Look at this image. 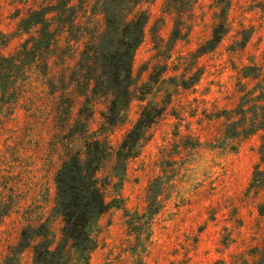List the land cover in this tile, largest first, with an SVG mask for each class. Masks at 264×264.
Returning a JSON list of instances; mask_svg holds the SVG:
<instances>
[{"label": "rangeland", "instance_id": "374dc122", "mask_svg": "<svg viewBox=\"0 0 264 264\" xmlns=\"http://www.w3.org/2000/svg\"><path fill=\"white\" fill-rule=\"evenodd\" d=\"M41 3L0 0V56L21 50L28 34L19 21ZM141 8L149 22L118 122L108 123L110 96L86 93L87 100L74 75L84 42L103 28L91 1L78 16L85 37L75 43L76 30L61 34L49 58L54 86L65 73L66 98L51 93L32 65L20 74L18 99L0 101V264H37L31 246L12 250L28 225L45 223L50 247L58 243L55 173L89 133L111 149L98 171L110 207L91 225L87 261L67 246L61 264H240L259 257L264 176L251 183L255 170H264V130L241 127L264 121V0H150ZM214 35L218 42L202 50ZM245 92L252 96L246 116L227 118ZM144 107L162 114L116 174L114 149Z\"/></svg>", "mask_w": 264, "mask_h": 264}, {"label": "trees", "instance_id": "16d2710c", "mask_svg": "<svg viewBox=\"0 0 264 264\" xmlns=\"http://www.w3.org/2000/svg\"><path fill=\"white\" fill-rule=\"evenodd\" d=\"M89 1L99 8L103 28L93 31L84 42L74 75L87 100L86 93L93 96H110L109 125L120 120L132 95L130 88L134 80L132 73L134 54L143 40L145 27L149 22V13L142 9L141 5L150 0H42L39 7L31 9L19 21L18 29L28 34V39L22 43L21 50L8 57L0 56L2 103L18 99L21 95L20 74L32 65L37 67L42 78L50 86L51 93L60 90L59 99L66 96L65 73L60 74L61 84L54 86L55 76L51 74L49 58L57 49L61 34L69 33L70 36V32L76 30L77 35L73 38L75 43L81 42L85 37L87 31L84 25L79 23L78 16ZM218 40L219 37L214 35V38L206 41L207 46H201L202 50L213 48V44ZM29 53L32 54V59L26 61ZM197 79V74H194L183 81V86L190 87ZM250 98L252 96L245 92L243 103L235 107L231 111L232 115L227 118L230 119L237 114L246 116L252 103ZM72 103L71 101L68 105L69 109ZM162 110L163 108L144 107L132 127L125 132L114 149L113 171L116 174L122 173L127 160L135 154L145 130L156 123ZM257 114L261 116V113ZM263 116L264 112L262 118ZM80 123V120H77L74 127L77 128ZM258 129L264 130V121L258 120L257 123L243 126L241 132L248 134ZM233 132L240 133L235 130ZM84 137L82 147L63 160L55 173L54 211L62 218L58 243L53 248L50 247L49 229L45 223L28 225L21 230L19 241L12 249L13 253L31 246L35 263L61 264L63 250L69 246L87 261L95 244L90 232L91 225L110 207L105 199L98 171L111 149L105 140L93 133ZM260 153L264 161V135ZM261 176H264V170L256 169L251 184H260L263 181ZM36 238L40 240L35 241ZM240 264H264V240L257 260Z\"/></svg>", "mask_w": 264, "mask_h": 264}]
</instances>
